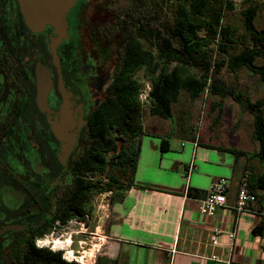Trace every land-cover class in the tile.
<instances>
[{
  "label": "flooded vegetation",
  "instance_id": "flooded-vegetation-1",
  "mask_svg": "<svg viewBox=\"0 0 264 264\" xmlns=\"http://www.w3.org/2000/svg\"><path fill=\"white\" fill-rule=\"evenodd\" d=\"M87 3L76 0L72 4L69 0L59 10L62 34L54 54L56 20L47 19L42 26H34L26 18L21 0H0V264H29L28 246L32 241L38 246L41 240L70 236L68 247L75 250L76 243L82 248L88 234L97 235L94 231L98 225L101 232L105 228L99 198L108 192L110 209L118 198L120 149L106 153L111 163L104 170V150L89 153L85 145L88 116L105 100L111 81L110 77L99 91L90 86L95 76L93 68L77 58L74 41L84 37L83 28L88 27L87 37L90 34L89 25L84 27L81 17ZM40 63L49 76L45 107L62 112L71 95L77 96L82 105L74 139L66 135L71 145L64 159V143L39 105ZM82 64L87 67L83 69ZM113 134L118 135L116 131ZM105 184H111V189L103 190ZM72 220L77 230L67 236L57 233L69 227ZM91 228L94 230L89 231ZM45 247L52 250L53 245ZM59 249L66 260L62 254L68 257V250ZM75 253L80 255L81 251Z\"/></svg>",
  "mask_w": 264,
  "mask_h": 264
},
{
  "label": "crops",
  "instance_id": "crops-1",
  "mask_svg": "<svg viewBox=\"0 0 264 264\" xmlns=\"http://www.w3.org/2000/svg\"><path fill=\"white\" fill-rule=\"evenodd\" d=\"M262 81L257 79L255 90ZM221 101L211 108L222 111ZM144 132L133 180L110 209L112 219L88 264H264V216L238 217L234 208L246 172L250 189L264 199V157L255 125L251 132L232 131L239 140L230 142L208 130L191 135L167 130L159 137ZM191 162L197 169L187 174L183 166ZM222 176L229 179L227 205L215 216H203L201 201ZM215 227L224 230L216 246L210 240Z\"/></svg>",
  "mask_w": 264,
  "mask_h": 264
},
{
  "label": "trees",
  "instance_id": "trees-1",
  "mask_svg": "<svg viewBox=\"0 0 264 264\" xmlns=\"http://www.w3.org/2000/svg\"><path fill=\"white\" fill-rule=\"evenodd\" d=\"M181 1L173 23H163L148 7L130 0H109L102 10L106 14L112 11L117 22L107 20L105 24H93L92 34L96 42L102 37L111 39L119 36L115 48L117 64L106 87L105 100L88 116L89 134L85 142L89 153L104 150V170L111 163L106 153L120 149L117 156L120 173L128 175L129 172L130 176L125 185L119 182L120 192L116 200L123 196L121 189L123 191L133 180L139 156V138L145 133L144 105L139 97L144 84L136 77L141 69H145V77L151 82L150 111L166 119H172V106L182 89H186L193 99L200 97L206 89L213 95L233 97L254 115L257 138L261 141L260 154L264 157V99L250 100L220 76L225 67L233 71L246 67L264 80V64L255 63L258 57L264 56V27L257 30L254 25L260 1H242L249 2L243 13L253 44L220 61L214 59L210 47L217 40L219 50L228 54L230 45L235 42V29L222 24L227 8L232 9L233 3L230 0ZM193 16L202 19L198 21ZM150 46L157 47L158 52ZM193 68L199 72L198 75L189 71ZM114 131L117 136H114ZM165 141L167 139L162 140ZM111 187V184H105L102 189L107 191ZM43 233L40 232L41 235ZM28 250L29 264H80L63 259L61 251L38 247L33 241Z\"/></svg>",
  "mask_w": 264,
  "mask_h": 264
},
{
  "label": "rangeland",
  "instance_id": "rangeland-1",
  "mask_svg": "<svg viewBox=\"0 0 264 264\" xmlns=\"http://www.w3.org/2000/svg\"><path fill=\"white\" fill-rule=\"evenodd\" d=\"M68 1L69 0H67V2ZM70 1H72V4L76 2V0ZM108 1L109 0H88V3L85 4L86 6L82 8L81 17L84 27L85 24L89 25L90 34L87 37L86 32L88 31V27L83 28L84 37L81 36L74 41L79 62H84V64H86L87 62V66H91L93 68L95 76L89 84L90 86L96 87L98 91L103 86V84L109 82V79L113 73V69L117 64V52L115 48L119 41V36L115 35L111 39L102 37L99 38L98 42H96V40H94V35L92 34L93 24L96 22H103L104 24L107 20L117 22L112 15V11H109L106 14V12L102 10V6H105ZM130 1L136 3L137 5H142L145 8L148 7L149 11L155 14L154 17H159L160 21H163V23L165 24L173 23L176 11L178 10L179 5L182 3L181 0ZM259 1L260 9L258 15L254 19V25L257 30H260L264 27V0ZM248 5L249 2L246 1L233 4L232 9L227 8L222 20V24H229L235 29V42L230 45L228 54L222 53L219 50V42L217 40L213 42L210 47V53L212 54L214 59L219 61L227 59L230 55L240 52L243 47H248L253 44L246 28L245 15L243 13L244 9L248 7ZM146 14L148 15L147 12ZM193 19L200 21L202 17L193 16ZM145 44L148 45V42H146ZM150 47L154 52H158L157 47ZM262 48H264V45H262ZM255 63L257 65L264 64V56L258 57ZM84 64H82L83 69L87 67ZM189 71L197 75L199 73L194 68L190 69ZM144 73L145 69H141L136 77L143 84H145V87L149 85V87L151 88V82L145 77ZM220 76L226 81L227 84L234 86L237 91L244 92V94L250 100L255 101L257 99H264V81H262L260 75L252 73L246 67L238 71H233L230 68L225 67L222 70ZM257 79L260 82L262 81V84L260 85V88L255 90L254 83L257 82ZM215 100L217 102L219 100H222V111L218 110V108H211V104ZM143 105V121L146 123L145 131L148 133H152L154 136L158 137L161 135L162 131L165 132L167 130H170L171 133L178 131V133H186L187 135H191L192 133L194 134L198 130H208L213 132V134L217 133L218 136L220 135L222 137V139L230 142L234 139L239 140L233 137L234 135L232 131L245 130L246 132H251L254 130V115L250 111L244 109L233 97L213 95L210 94L207 89L201 94L200 97L196 99H193L186 89H182L178 100L173 103L172 119H166L160 115H153L150 111V102L148 99L144 101ZM166 138L169 139V136H167ZM240 140L245 139L243 138ZM129 176V172L128 175L127 173H120L119 177L122 185L126 184ZM107 194L108 192H106L104 196L100 197L98 201V205L102 210V212H100V215H103L104 218L108 220H106V231L109 222L112 219V215L109 219L107 218V215L110 212V206L108 205L109 195ZM67 225L69 227L58 230L57 233L67 236L70 234V232H72V230L78 229L75 220H72ZM92 230L94 229H89V231ZM94 232H98L97 235L88 234L87 243L83 245L82 248L75 243V250L83 251L85 249L93 247L96 244L94 248L95 250L99 243V237H103V235L101 234V225H98ZM52 250L59 251L60 249L52 248ZM62 255L67 258L64 253ZM72 261L84 264L82 262H79L78 260Z\"/></svg>",
  "mask_w": 264,
  "mask_h": 264
},
{
  "label": "water",
  "instance_id": "water-1",
  "mask_svg": "<svg viewBox=\"0 0 264 264\" xmlns=\"http://www.w3.org/2000/svg\"><path fill=\"white\" fill-rule=\"evenodd\" d=\"M67 0H21L23 10L28 21L34 26H42L47 19H55L58 29V37L53 41V52L56 53V45L62 34L60 29L61 14L60 9L66 4ZM63 24L65 22L63 20ZM57 64L59 67V60ZM49 84L47 69L43 63L38 66V100L42 111L47 115L48 120L54 129L57 137L64 143L62 158L64 159L71 141H68L66 135L70 134L74 139L75 131L79 126L82 116V105L80 99L71 95L67 98L66 106L62 112H52L45 107L46 92Z\"/></svg>",
  "mask_w": 264,
  "mask_h": 264
},
{
  "label": "built area",
  "instance_id": "built-area-1",
  "mask_svg": "<svg viewBox=\"0 0 264 264\" xmlns=\"http://www.w3.org/2000/svg\"><path fill=\"white\" fill-rule=\"evenodd\" d=\"M230 1L233 4H237L239 2H242L243 0H230ZM144 85L139 95L142 103H144V101L147 99L149 100V92L152 88V87L150 88L149 85H147V87H145ZM183 169L187 174H190L193 170L197 169V166L191 162L188 165H184ZM228 186H229V179L227 177L222 176L213 180V182L210 185V188L208 189L206 197L203 198L201 201L200 212L201 214H203V216H208V217L215 216L220 208L227 205ZM234 208L238 217L248 212L257 213L264 216V199L259 200L256 194L250 189L248 172H246L243 175L240 181L237 202ZM223 232L224 230L220 227H215L213 229V232L210 237L212 245L216 246L220 244V237L224 234ZM227 236L232 242L236 236V232L235 231L229 232ZM50 240L54 241V239H50ZM38 242H40L38 243L39 247L49 246L50 244L54 245V242L47 244L48 240L45 241L41 240ZM52 248H54V246ZM212 258L216 260L221 259L218 254H213ZM67 259L69 261L73 260L68 257Z\"/></svg>",
  "mask_w": 264,
  "mask_h": 264
},
{
  "label": "bare ground",
  "instance_id": "bare-ground-1",
  "mask_svg": "<svg viewBox=\"0 0 264 264\" xmlns=\"http://www.w3.org/2000/svg\"><path fill=\"white\" fill-rule=\"evenodd\" d=\"M102 236L99 237L98 242H100L102 240ZM48 242L47 244H50L51 242H54V247L57 249L59 248H64L67 249V255L70 259H76L79 262H82L84 264H88L89 260L91 259L93 252H94V248L96 246V244L89 248V249H85L83 251H81V255H78L75 253V250L72 249L71 247H68L71 243H72V237L67 236V238L61 239V238H57L54 239V241H51L50 239H47ZM99 244V243H98Z\"/></svg>",
  "mask_w": 264,
  "mask_h": 264
}]
</instances>
